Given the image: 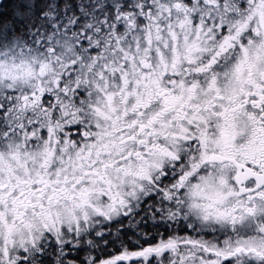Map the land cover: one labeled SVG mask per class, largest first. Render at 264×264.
<instances>
[{
    "label": "snow or ice",
    "instance_id": "obj_1",
    "mask_svg": "<svg viewBox=\"0 0 264 264\" xmlns=\"http://www.w3.org/2000/svg\"><path fill=\"white\" fill-rule=\"evenodd\" d=\"M0 264H264V0H0Z\"/></svg>",
    "mask_w": 264,
    "mask_h": 264
}]
</instances>
